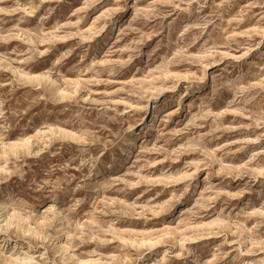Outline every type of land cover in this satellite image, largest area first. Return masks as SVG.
<instances>
[{
    "label": "rangeland",
    "instance_id": "rangeland-1",
    "mask_svg": "<svg viewBox=\"0 0 264 264\" xmlns=\"http://www.w3.org/2000/svg\"><path fill=\"white\" fill-rule=\"evenodd\" d=\"M3 205L0 264H264V0H0Z\"/></svg>",
    "mask_w": 264,
    "mask_h": 264
},
{
    "label": "bare ground",
    "instance_id": "bare-ground-1",
    "mask_svg": "<svg viewBox=\"0 0 264 264\" xmlns=\"http://www.w3.org/2000/svg\"><path fill=\"white\" fill-rule=\"evenodd\" d=\"M149 115L151 114L150 112L148 113ZM150 117V116H149ZM141 123L140 124H138V126H137V129H140V130H142L144 127H145V125H147L146 124V120L145 119H142V121H140ZM150 122H152V119L150 120ZM137 129H136V131H137ZM136 131L135 132H133L132 133V135H131V137H130V139L128 140V146H131L132 144H133V142L135 141V139L138 137V135L137 134H135L136 133ZM139 131V130H138ZM11 148H13V145H11L10 146ZM10 148V149H11ZM4 206V205H3ZM4 208H6V206H4V207H2V206H0V211L2 210V209H4ZM14 218V214L12 215V214H6L5 216H4V218H3V221H4V223H5V225L4 226H6V227H8V226H10V225H12L13 223H12V219ZM25 221V220H24ZM23 229V232H29V230L28 229H25L24 227L22 228ZM25 230V231H24ZM18 247H19V245L16 243V242H13V241H10V240H5V239H3V240H0V248H2V250L3 249H8V251L9 252H12L13 250H16V249H18ZM11 256V255H10ZM15 256V255H14ZM13 256V257H14ZM12 257V256H11ZM16 257V256H15ZM21 258V257H20ZM19 258V259H20ZM26 258V257H25ZM19 259H15L16 261H18ZM22 259V261H24V259L23 258H21ZM20 259V260H21ZM164 259V258H163Z\"/></svg>",
    "mask_w": 264,
    "mask_h": 264
}]
</instances>
